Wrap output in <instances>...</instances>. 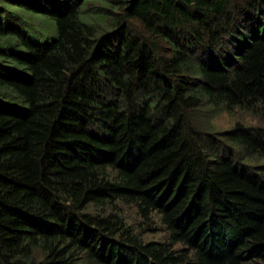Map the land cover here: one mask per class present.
Wrapping results in <instances>:
<instances>
[{"label": "trees", "instance_id": "1", "mask_svg": "<svg viewBox=\"0 0 264 264\" xmlns=\"http://www.w3.org/2000/svg\"><path fill=\"white\" fill-rule=\"evenodd\" d=\"M24 8L50 43L10 23ZM12 39L0 264H264V0H0ZM202 111L258 125L214 135ZM120 205L165 240H140Z\"/></svg>", "mask_w": 264, "mask_h": 264}, {"label": "rangeland", "instance_id": "2", "mask_svg": "<svg viewBox=\"0 0 264 264\" xmlns=\"http://www.w3.org/2000/svg\"><path fill=\"white\" fill-rule=\"evenodd\" d=\"M10 23L14 24L16 28L31 41L39 45L45 46L52 40L50 31L53 26V22L39 13L32 14L31 10L26 8H24L23 11L22 9H17L15 10V15L11 17ZM12 43L13 44L4 41L0 42V48L5 49L8 54H23L22 49L15 45V41L13 39ZM15 71L17 73V70ZM8 73L9 72L7 71L4 74ZM18 75L19 77H25V74H23L22 71L20 73L18 72ZM4 107L5 109L22 113V111L26 108V104L22 100L19 101L17 98L15 99L10 97L4 101ZM201 117V124L204 126L203 130L205 129L206 132L214 135H223L224 132L232 130L238 122L246 127L258 125L257 121L251 118L248 113L244 111L237 112L233 115H229L224 112L211 113L210 111H202ZM261 163H263V161L257 162V164ZM120 212L123 216L124 222L132 228V233L137 235L140 240L144 242L165 240L164 230L156 219L152 224L144 220H140L137 214H135L133 208L122 205H120Z\"/></svg>", "mask_w": 264, "mask_h": 264}]
</instances>
